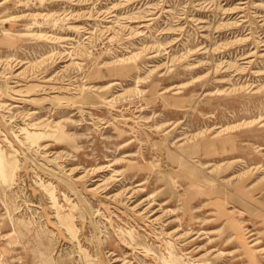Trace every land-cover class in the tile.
<instances>
[{"label":"rangeland","instance_id":"obj_1","mask_svg":"<svg viewBox=\"0 0 264 264\" xmlns=\"http://www.w3.org/2000/svg\"><path fill=\"white\" fill-rule=\"evenodd\" d=\"M0 264H264V0H0Z\"/></svg>","mask_w":264,"mask_h":264},{"label":"bare ground","instance_id":"obj_2","mask_svg":"<svg viewBox=\"0 0 264 264\" xmlns=\"http://www.w3.org/2000/svg\"><path fill=\"white\" fill-rule=\"evenodd\" d=\"M25 132H26V134L28 135V136H35L37 133H35V132H28V131H26L25 130Z\"/></svg>","mask_w":264,"mask_h":264}]
</instances>
